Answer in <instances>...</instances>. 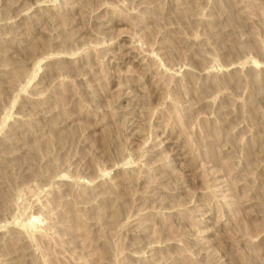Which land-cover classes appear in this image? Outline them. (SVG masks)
Here are the masks:
<instances>
[{"label": "rangeland", "instance_id": "1", "mask_svg": "<svg viewBox=\"0 0 264 264\" xmlns=\"http://www.w3.org/2000/svg\"><path fill=\"white\" fill-rule=\"evenodd\" d=\"M0 264H264V0H0Z\"/></svg>", "mask_w": 264, "mask_h": 264}, {"label": "bare ground", "instance_id": "2", "mask_svg": "<svg viewBox=\"0 0 264 264\" xmlns=\"http://www.w3.org/2000/svg\"><path fill=\"white\" fill-rule=\"evenodd\" d=\"M35 75V74H34ZM29 84V83H28Z\"/></svg>", "mask_w": 264, "mask_h": 264}]
</instances>
